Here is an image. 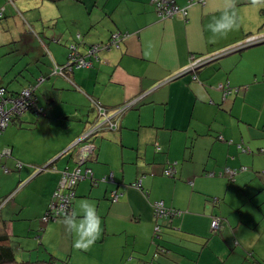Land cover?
<instances>
[{
  "label": "crops",
  "instance_id": "obj_1",
  "mask_svg": "<svg viewBox=\"0 0 264 264\" xmlns=\"http://www.w3.org/2000/svg\"><path fill=\"white\" fill-rule=\"evenodd\" d=\"M176 3L188 8L186 18L161 19L149 0H0V72L9 73L3 79L9 94L48 75L35 91L44 115L28 110L0 135V153L11 151L0 157V234L9 235L1 244L14 252L10 264H264V233L255 229L257 217L264 218V176L258 174L264 170V42L172 79L193 55L264 34V0ZM224 12L234 25L214 36L207 25ZM113 33L128 36L92 67L52 74L54 64L68 62V46L79 34L85 54ZM225 83L241 89L224 99L218 86ZM146 93L117 130L98 135L85 167L99 184L88 178L76 188L74 219L83 214L81 204L96 206L94 243L75 247L77 235L64 219L42 234L39 221L60 172L73 166L70 148L97 119L92 103L113 109ZM50 162L56 171L36 174L35 167ZM169 162H178L175 178L163 174ZM240 167L248 171L234 180L220 176ZM111 174L113 182L101 181ZM142 177L148 195L130 186ZM114 191L121 194L117 202ZM157 200L184 212L164 222L158 237ZM214 216L223 219L217 233Z\"/></svg>",
  "mask_w": 264,
  "mask_h": 264
},
{
  "label": "built area",
  "instance_id": "obj_2",
  "mask_svg": "<svg viewBox=\"0 0 264 264\" xmlns=\"http://www.w3.org/2000/svg\"><path fill=\"white\" fill-rule=\"evenodd\" d=\"M150 3L155 8L158 16L161 19L173 18L177 16H188L187 8L181 7L176 3V0H149ZM127 34L113 33L110 40L107 43H98L90 45L87 48L84 56H81L77 45H71V53L68 58V62L63 66H55L52 74H60L67 77L68 73L73 70V67L77 68H89L93 66V60H99V54L102 51H108L112 48H120L121 41L127 37ZM264 42V34L250 35L245 38L241 43L233 46L231 48H226L220 52H216L211 55L198 56L197 58H192L189 66L181 71L177 78L185 73L194 72L207 66L209 63L220 60L228 55L240 52L246 47ZM87 58H90L89 60ZM195 78H197L195 76ZM44 79H40L42 82ZM218 89L223 92L224 99L228 94L237 93L239 89L232 88L229 84H220ZM36 87H27L23 89L18 94L8 95L7 88L0 87V135L12 124L14 117H21L26 111L32 110L36 115H44L43 108L38 107L37 99L35 97ZM9 93V92H8ZM146 94H141L119 107L108 108L98 101L92 103L94 109L98 113L96 121L89 126V128L75 141L70 149H73L72 160L73 167H66L60 172L61 177L53 193V199L50 202L46 213L42 217V221L47 223L51 220H56L60 217H65L73 213V201L76 198V188L78 184L85 179H92L93 184L98 185L100 180L93 178V171L89 167H85L89 163L92 157L95 155L97 144L96 139L101 132L113 131L119 128V121L123 115L129 110L133 109L147 96ZM220 140L223 137H219ZM239 147L245 151L247 149ZM157 150L160 149L159 146L156 147ZM263 153V150L261 151ZM11 154L10 150H5L0 153V157L3 155L9 156ZM23 164L20 162L17 167L21 169ZM169 167L163 171L166 177H175L177 175V166L175 164H168ZM85 167V170H84ZM5 172H9L8 169ZM36 174H40L45 171H56V168L52 164H46L43 166L35 167ZM248 170L246 167L240 168H227L225 171L221 172V176H227L230 180H234L235 176ZM144 177L133 182L130 186L138 190H143L142 180ZM101 181H111L113 182V175L103 178ZM121 194L114 191L111 195V201L117 202L120 199ZM217 201L216 199L214 200ZM154 207V218L156 224L154 227V234L159 235L162 228L164 227L162 221L171 220L174 216H180L182 212L169 209L164 201H155L153 203ZM223 220L219 216H214L211 222V230L215 233L219 232L222 227Z\"/></svg>",
  "mask_w": 264,
  "mask_h": 264
},
{
  "label": "clouds",
  "instance_id": "obj_3",
  "mask_svg": "<svg viewBox=\"0 0 264 264\" xmlns=\"http://www.w3.org/2000/svg\"><path fill=\"white\" fill-rule=\"evenodd\" d=\"M234 25L233 16L228 12H224L220 17H213L207 25L208 29L215 36L216 34H224L231 30ZM82 215L78 220L71 215L65 216V226L76 233L77 238L74 241L75 247H88L94 243L99 231V217L96 213L94 203L81 204ZM213 218V217H212Z\"/></svg>",
  "mask_w": 264,
  "mask_h": 264
},
{
  "label": "trees",
  "instance_id": "obj_4",
  "mask_svg": "<svg viewBox=\"0 0 264 264\" xmlns=\"http://www.w3.org/2000/svg\"><path fill=\"white\" fill-rule=\"evenodd\" d=\"M82 36H80V34L77 36V41H76V43H73V44H70L69 46H68V58H69V55H70V53H71V50H70V46L71 45H77L78 46V49H79V54L81 55V56H84V53H83V51H81V46L83 45L82 44ZM88 60L90 59V58H87ZM65 65V64H64ZM53 66V65H52ZM56 66V64H54V66H53V68H52V70H51V72L53 71V69H54V67ZM58 66V65H57ZM59 66H63V65H59ZM74 68H77V67H73V69ZM79 69V68H78ZM9 74V73H8ZM8 74H6V73H4V74H1V72H0V87H2V86H4V87H6L5 85H4V80L3 79H5V77H6V75H8ZM48 76V75H47ZM47 76H45V75H43V76H41V77H39V78H37L36 79V81L33 83V84H31L29 87H33V86H35L37 89L39 88V86L43 83V82H45L46 81V78H47ZM40 79L42 80V79H44L42 82H40ZM246 88V87H245ZM237 89H241V88H237ZM7 91H9L8 90V88H7ZM140 104V103H139ZM17 118H19V117H17ZM12 122H13V120H12ZM89 128V127H88ZM87 128V129H88ZM86 129V130H87ZM85 130V131H86ZM84 131V132H85ZM83 132V133H84ZM82 133V134H83ZM81 134V135H82ZM220 140V139H219ZM221 142H225V143H230L229 142V140H225L224 138L222 139V140H220ZM239 145L240 146H242L243 145V143H240V144H238V147H239ZM160 147V146H159ZM73 150V149H72ZM157 150V149H156ZM263 150V154H264V149H262ZM72 162H73V160H72ZM169 163H171V164H175V166H177L178 165V162H169ZM168 163V164H169ZM168 164L166 165L167 167H169L168 166ZM164 171V170H163ZM246 171H248V170H246ZM258 174H260V175H264V170H262L260 173H258ZM176 177V176H175ZM175 177H169V178H175ZM142 191H144V193H145V195H148V191L146 190L145 191V189H143ZM157 201H162V200H157ZM165 203V202H164ZM166 205V204H165ZM168 207V206H167ZM169 209H171V210H175V211H179V212H182V214L179 216H174V217H172V219L171 220H164V221H162V223L164 224V222H168V224H171V221L173 220V219H175V218H180L183 214H184V212L183 211H181V210H179V209H177V208H172V207H168ZM73 214V213H72ZM72 214H71V216H72ZM220 217V216H219ZM60 218H65V217H60ZM60 218H58V219H60ZM58 219H56V220H51V221H49V222H47V223H51V222H56ZM222 219V218H221ZM223 220V219H222ZM156 221V220H155ZM212 222V221H211ZM155 227V226H154ZM2 231V230H1ZM3 232V234H0L1 236H0V264H10V263H14V252H13V250H12V248L11 247H9V246H4V245H2L1 244V242L2 241H4L5 239H7L8 238V234H6L4 231H2ZM160 235V234H159ZM159 235H156L157 237L159 236Z\"/></svg>",
  "mask_w": 264,
  "mask_h": 264
},
{
  "label": "rangeland",
  "instance_id": "obj_5",
  "mask_svg": "<svg viewBox=\"0 0 264 264\" xmlns=\"http://www.w3.org/2000/svg\"><path fill=\"white\" fill-rule=\"evenodd\" d=\"M63 46H65L64 44H63ZM11 67H9L8 69H10ZM11 85V84H10ZM9 85V86H10ZM13 87H15V86H11V88H13ZM7 94L9 95V93L7 92ZM38 96H39V98H40V101H41V103H43V97H42V95H41V91L39 90L38 91ZM97 114V116H96V118L98 117V113H96ZM124 116V115H123ZM122 119V118H121ZM120 119V120H121ZM94 123V122H93ZM119 123H120V121H119ZM11 126V125H10ZM105 132H108V131H105ZM109 132H111V131H109ZM104 134V133H103ZM101 135V134H100ZM98 139V138H97ZM6 150H10V149H6ZM4 152V151H3ZM32 167V166H31ZM73 167V166H72ZM52 171V170H51ZM204 176H205V174H203ZM221 176V175H220ZM219 175H217V177L218 178H221V179H223L225 182H226V184H232V183H230V181L227 179V178H225V177H220ZM264 176V175H263ZM227 177V176H226ZM64 218H60V219H58V221H61V220H63ZM264 218L262 217V216H258L257 217V225H256V234L257 235H261L262 233H264V220H263ZM42 223V224H40L39 226H40V232L42 233V234H44L45 232H46V229L48 228V226H51V225H53L54 224V222H51V223H45V222H43L42 220H40L39 221V223ZM57 222V221H56ZM46 227V228H45ZM42 228H45V230H43ZM41 234V235H42ZM69 235V234H68Z\"/></svg>",
  "mask_w": 264,
  "mask_h": 264
},
{
  "label": "bare ground",
  "instance_id": "obj_6",
  "mask_svg": "<svg viewBox=\"0 0 264 264\" xmlns=\"http://www.w3.org/2000/svg\"><path fill=\"white\" fill-rule=\"evenodd\" d=\"M187 10H188V8H187ZM256 44H259V43H256ZM256 44H253V45H256ZM253 45H250V46H253ZM249 47V46H248ZM247 48V47H246ZM197 58L198 56H196V55H193V56H191V58H190V63H191V61H192V58ZM189 63V64H190ZM195 72V71H194ZM228 83H225L224 85H227Z\"/></svg>",
  "mask_w": 264,
  "mask_h": 264
},
{
  "label": "water",
  "instance_id": "obj_7",
  "mask_svg": "<svg viewBox=\"0 0 264 264\" xmlns=\"http://www.w3.org/2000/svg\"><path fill=\"white\" fill-rule=\"evenodd\" d=\"M49 164H52V162H50Z\"/></svg>",
  "mask_w": 264,
  "mask_h": 264
}]
</instances>
